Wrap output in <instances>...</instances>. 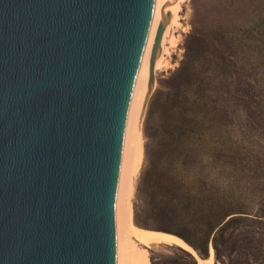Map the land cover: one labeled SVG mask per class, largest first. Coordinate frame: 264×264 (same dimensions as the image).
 Returning <instances> with one entry per match:
<instances>
[{
  "label": "water",
  "instance_id": "95a60500",
  "mask_svg": "<svg viewBox=\"0 0 264 264\" xmlns=\"http://www.w3.org/2000/svg\"><path fill=\"white\" fill-rule=\"evenodd\" d=\"M161 4L0 0V264H115L127 103Z\"/></svg>",
  "mask_w": 264,
  "mask_h": 264
},
{
  "label": "trees",
  "instance_id": "16d2710c",
  "mask_svg": "<svg viewBox=\"0 0 264 264\" xmlns=\"http://www.w3.org/2000/svg\"><path fill=\"white\" fill-rule=\"evenodd\" d=\"M252 31L253 28H247L238 33L218 28L194 37L199 41L195 58L190 55L194 50L186 47L184 59L166 79L172 83L167 87L163 115L159 119L160 138L149 136L148 166L140 178L142 187L148 185L151 189L160 184L151 158L156 150L168 149L166 139L190 141L209 130L216 131L217 127L221 132L224 128L229 131L237 120L246 133L264 135V76L257 78L251 70L255 57L248 56V52L255 47L240 43V38L250 36ZM149 116L148 122L151 113ZM214 147L203 145L205 158L197 161L201 175L197 185L171 186L170 192L176 198L161 201V206L196 224L202 245L185 242L200 258L208 257L207 247L211 241L215 259L220 264H264V207L256 214L246 212L242 204L229 196L226 186L216 189L203 184L206 175L221 173V170L225 173L224 182L231 184L232 181L231 168L235 164L230 153L232 148ZM263 154L262 150H255L250 157L261 159ZM203 163H207L206 168ZM221 246L228 247L227 261L221 255ZM183 254L191 264H197L193 253Z\"/></svg>",
  "mask_w": 264,
  "mask_h": 264
},
{
  "label": "rangeland",
  "instance_id": "374dc122",
  "mask_svg": "<svg viewBox=\"0 0 264 264\" xmlns=\"http://www.w3.org/2000/svg\"><path fill=\"white\" fill-rule=\"evenodd\" d=\"M180 17L181 25L172 30L177 42L175 46L170 47V54L167 57L168 66L154 74L151 87L147 90L138 129L137 171L127 200L130 239L137 248H145L148 251L150 264H191V262L183 254L186 251L181 247L161 241H156L154 245L147 247L137 238V233L169 234L162 232L166 231L178 235L176 237L183 242L202 245L203 240L196 224L179 217L169 208L162 207L161 201L176 198L175 194L170 192L171 186L197 185L201 180L197 161L205 158L203 145L212 144L215 145V149L223 146L232 148L230 153L235 163L231 168V184L224 182L225 173L222 170L221 173H211V176L203 174L205 176L203 184L216 189L226 186L229 196L242 204L246 212L256 214L262 206L264 207V154L261 159L250 157L255 150H262L264 153V135L246 133L241 121L238 120L234 121L235 126L232 128L231 125L229 131L224 128L221 132V128L217 127L216 131L209 130V133L190 141L173 142L166 139L165 142L169 144L168 149L156 150L151 158L160 184H155L151 189L148 185L142 187L140 184L143 170L148 166L146 145L150 144L149 136L160 138L159 119L163 115L167 87L172 83L166 79L179 67L184 59L186 47L194 50L190 52L191 58L197 56L199 41L194 40V37L197 38L218 28L238 33L243 29L253 28L250 36L240 38V43L252 44L255 47V49L250 48L248 52V56L255 57L251 62V70L257 78L264 76V0H186L182 4ZM150 113L151 118L148 122ZM206 164L203 163L205 168ZM196 172L199 174L195 176ZM211 247L209 241L207 258L210 257ZM227 248V246L220 248L225 261L229 251ZM211 264H220L215 259V253Z\"/></svg>",
  "mask_w": 264,
  "mask_h": 264
},
{
  "label": "bare ground",
  "instance_id": "6f19581e",
  "mask_svg": "<svg viewBox=\"0 0 264 264\" xmlns=\"http://www.w3.org/2000/svg\"><path fill=\"white\" fill-rule=\"evenodd\" d=\"M185 2L186 0H162L155 25L127 103L115 264H150L148 251L145 248H137L130 239L128 232L129 210L127 209V200L133 178L137 171L138 129L144 110L147 90L148 87H151L154 74L163 67L168 66L167 57L170 54V47L175 46L177 42V37L172 34V30L181 25L180 12L182 10V4ZM161 21L164 22L165 27L156 49L154 61L151 63V48L157 26ZM137 238L147 247H151V244L156 243V241H161L163 243L177 245L185 251L195 254L191 246L173 234L141 232L137 233ZM153 245L152 248H154ZM213 256L214 251L211 247L209 258L200 259L198 255H196L195 258L199 264H211Z\"/></svg>",
  "mask_w": 264,
  "mask_h": 264
}]
</instances>
